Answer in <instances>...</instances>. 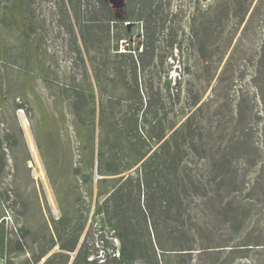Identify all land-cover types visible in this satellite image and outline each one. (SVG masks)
I'll use <instances>...</instances> for the list:
<instances>
[{"label":"rangeland","instance_id":"1","mask_svg":"<svg viewBox=\"0 0 264 264\" xmlns=\"http://www.w3.org/2000/svg\"><path fill=\"white\" fill-rule=\"evenodd\" d=\"M106 2L114 22L95 0H28L19 9V0H0V221L14 248L19 238L25 244L23 254L0 251V264L44 253L38 264H66L65 255L72 264L81 249L80 264L103 262L90 224L107 196L98 198L102 177L82 155L74 109L85 140L93 107L96 124L102 108L108 123H132L148 96L170 123L199 110L194 136L215 197L197 264H264V0H135L141 15L132 22L118 0ZM124 51L133 55L117 57ZM143 51L150 67L137 72L138 92L132 58ZM60 202L66 215L56 229ZM59 235L68 247L78 239L76 251L61 250Z\"/></svg>","mask_w":264,"mask_h":264},{"label":"trees","instance_id":"2","mask_svg":"<svg viewBox=\"0 0 264 264\" xmlns=\"http://www.w3.org/2000/svg\"><path fill=\"white\" fill-rule=\"evenodd\" d=\"M73 1L70 0V3ZM27 2L28 0H19L18 9L23 8ZM95 2L103 10L107 21H116L106 0ZM14 5H17L16 1ZM122 8L125 11L123 22H132L134 18L139 21L141 14H136L135 0H123ZM109 25L107 28L111 35ZM86 31L85 26L82 28V36L89 50L86 34L89 37L91 35ZM125 35L129 40L127 31ZM120 40L126 41L124 38ZM140 47L141 43L134 50L130 46L127 50L137 52ZM115 49L119 51V45ZM128 54L133 55L127 51L116 55L127 57ZM140 57L132 58L131 67L138 92L141 84L137 72H145L150 67L142 58L144 51L140 53ZM95 77L99 83L97 73ZM180 85L181 82L177 94L180 92ZM166 87L171 100H175L172 82L167 81ZM91 96L94 98L92 90ZM74 106L77 107L76 104ZM17 107L22 109L24 105L20 103ZM103 109L99 123L96 124V108H92L93 119L88 125L89 134L85 140L82 137L81 115L74 109V127L82 155L89 157L91 170L102 177L96 180L98 198L107 196L103 202L97 203L90 224L91 236L101 242L104 257L101 264H197L196 255L206 251L203 246L207 241L202 234L210 231V207L215 197L208 163L199 155L194 136L193 120L199 110L191 109L189 116L184 117L186 120L180 124L170 123L166 121L167 109L164 106L158 107L154 97L148 96L141 119L136 117L131 123L126 117L121 123L113 124L105 120ZM185 112V109H180L177 113L184 116ZM3 161L4 158H1L0 174L4 168ZM93 184L94 179L91 177V196ZM60 206L63 217L54 223L56 229L63 224L66 215L61 202ZM3 223L4 220H1L0 251L10 255L25 253L23 239L19 238L14 248L12 239L4 233ZM28 236L29 232L24 239ZM59 240L61 250L76 251L78 239L70 247L65 244L61 235ZM82 253L81 249L72 264L81 263ZM46 254H42L34 262L27 261V264H38ZM65 257L66 264H69L70 255ZM50 262L51 259L45 264ZM91 262L93 261H89V264Z\"/></svg>","mask_w":264,"mask_h":264},{"label":"flooded vegetation","instance_id":"3","mask_svg":"<svg viewBox=\"0 0 264 264\" xmlns=\"http://www.w3.org/2000/svg\"><path fill=\"white\" fill-rule=\"evenodd\" d=\"M118 4L121 6V8H122V6H123V0H118Z\"/></svg>","mask_w":264,"mask_h":264},{"label":"water","instance_id":"4","mask_svg":"<svg viewBox=\"0 0 264 264\" xmlns=\"http://www.w3.org/2000/svg\"><path fill=\"white\" fill-rule=\"evenodd\" d=\"M131 24H129L128 26H130Z\"/></svg>","mask_w":264,"mask_h":264}]
</instances>
